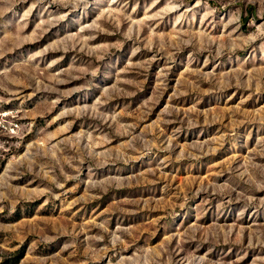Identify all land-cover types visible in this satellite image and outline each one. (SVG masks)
<instances>
[{"label":"rangeland","instance_id":"1","mask_svg":"<svg viewBox=\"0 0 264 264\" xmlns=\"http://www.w3.org/2000/svg\"><path fill=\"white\" fill-rule=\"evenodd\" d=\"M0 264H264V0H0Z\"/></svg>","mask_w":264,"mask_h":264}]
</instances>
